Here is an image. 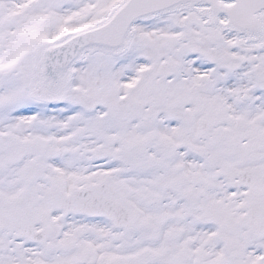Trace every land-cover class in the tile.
<instances>
[{"label":"snow or ice","instance_id":"6c2138e0","mask_svg":"<svg viewBox=\"0 0 264 264\" xmlns=\"http://www.w3.org/2000/svg\"><path fill=\"white\" fill-rule=\"evenodd\" d=\"M0 264H264V0H0Z\"/></svg>","mask_w":264,"mask_h":264}]
</instances>
